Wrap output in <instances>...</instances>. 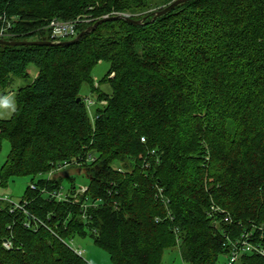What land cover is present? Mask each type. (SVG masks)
Returning a JSON list of instances; mask_svg holds the SVG:
<instances>
[{"label": "trees", "instance_id": "trees-1", "mask_svg": "<svg viewBox=\"0 0 264 264\" xmlns=\"http://www.w3.org/2000/svg\"><path fill=\"white\" fill-rule=\"evenodd\" d=\"M173 1L0 0V29L11 25L0 40L12 42L76 38L55 42L54 19H97L79 35L113 13L146 18L105 22L71 44H0V94L30 65L39 72L0 121V151L11 146L1 185L30 177L60 190L62 177H37L89 154L85 197L99 200L85 210L29 185L20 204L40 223L27 228L26 213L0 205V264H89L65 243L76 235L114 264H160L179 244L187 264H219L245 233L264 243V0H189L153 20ZM101 62L111 68L95 85ZM84 85L102 105L94 117Z\"/></svg>", "mask_w": 264, "mask_h": 264}, {"label": "rangeland", "instance_id": "rangeland-1", "mask_svg": "<svg viewBox=\"0 0 264 264\" xmlns=\"http://www.w3.org/2000/svg\"><path fill=\"white\" fill-rule=\"evenodd\" d=\"M121 16H131V14L121 13ZM110 68L111 66L107 62H101L95 67L92 73L95 85L101 82V80L110 71ZM28 73L29 78H14L12 84L6 89V91L3 94H0V121H6L12 118L14 112L17 109L16 95L18 90L30 85L36 79L39 72L35 65H30L28 68ZM101 89L107 94L111 93V88L109 85H103ZM82 96L85 100L89 101V116L94 117L96 110L98 108H101L102 106L98 102V94L92 92L88 85H84L82 88ZM103 104H105V102H103ZM10 149L11 146L9 141L4 140L2 142V149L0 151V205L4 204L5 201L21 203L29 185L32 184V178L22 177L12 179L7 186L1 185V170L7 160ZM53 171H56V168H54L48 174L39 175L36 181L48 180L49 175L53 178L54 176L51 175ZM66 171H69L70 176L66 177V173L68 174V172ZM66 171L63 172L62 175H56V173H54L58 178L62 177L63 192L66 193L71 188L73 183L75 184L77 189L83 187L86 188L89 186L90 178L88 177L85 170L71 167V169ZM63 177L65 178L63 179ZM68 243L71 245V247L78 248L83 251V258L89 264H114L110 258L109 253L98 247L90 236L82 237L80 235H76L74 239L68 241ZM226 262L227 257L222 255L219 264H226ZM160 264H187L182 258L180 244L175 248L166 249L161 256Z\"/></svg>", "mask_w": 264, "mask_h": 264}, {"label": "built area", "instance_id": "built-area-1", "mask_svg": "<svg viewBox=\"0 0 264 264\" xmlns=\"http://www.w3.org/2000/svg\"><path fill=\"white\" fill-rule=\"evenodd\" d=\"M113 16H121L120 13H113ZM109 17V16H103ZM129 17V16H128ZM97 19L91 17V16H81L75 20L72 21H62L58 19H54L50 22L49 29L52 32V38L55 40V42H59L64 39L73 38L77 36V30L78 27L82 24H90ZM11 28L10 23H6L1 29H0V38L6 37L8 34V30ZM96 159L93 155H86V157L81 158L80 160H75L72 162H64L58 165L56 167V171H53L51 175H62L63 172L66 170L71 169V167H78L83 168L86 167L87 164H91L95 162ZM69 173V171H66ZM70 176V175H68ZM52 177L49 175V180H51ZM30 189L32 191H41L47 198L55 199L58 202H68L74 205H80L85 210L88 207L96 208L98 207L99 200L95 201L94 203H89V197H85L86 193L89 189V187H83L80 189H77V187L73 188L72 190H68L66 193L62 191V188L60 190H49L46 187L40 188L36 183H32L30 185ZM8 202V201H5ZM13 206L12 212L16 211L17 209L22 210L24 213L28 215V221L25 223V226L27 228H33V224L37 226L40 223V219L33 216L29 212H27L22 204L10 202ZM27 204V202H24ZM214 211H219V208H212ZM86 217V214H84V218ZM255 233H245L241 237L237 238L235 241H232L231 243V250L227 256V262L226 264H239L242 256L244 254H252V255H258L264 258V243L262 241L255 240ZM264 237V234L261 235V238ZM67 246L74 251L79 257L83 258V251H81L78 248H73L68 243V241L65 242ZM4 247L7 249H11L12 242L6 241L4 243Z\"/></svg>", "mask_w": 264, "mask_h": 264}, {"label": "water", "instance_id": "water-1", "mask_svg": "<svg viewBox=\"0 0 264 264\" xmlns=\"http://www.w3.org/2000/svg\"><path fill=\"white\" fill-rule=\"evenodd\" d=\"M186 1L189 0H175L173 1L171 4H169L167 7H165L163 10L161 11H157L154 13V18L153 20H155L157 17H160L162 15H165L166 13H168L169 11L173 10L176 6H178L179 4H182ZM118 19H124L127 20L128 22H132L134 24H143L146 20H140V21H135L132 20L130 17L128 16H115V17H105L103 19H101L100 21H98L95 25L89 27L88 29H86L85 31L81 32L75 39H73L72 41L69 42H59V43H51V42H12V41H4V40H0V44H5V45H11V46H32V45H64V44H71V43H75L77 41H79L84 35L89 34L93 31H95L97 29V27L105 22H109V21H114V20H118ZM67 175V173H66Z\"/></svg>", "mask_w": 264, "mask_h": 264}, {"label": "crops", "instance_id": "crops-1", "mask_svg": "<svg viewBox=\"0 0 264 264\" xmlns=\"http://www.w3.org/2000/svg\"><path fill=\"white\" fill-rule=\"evenodd\" d=\"M70 173H68L67 175H66V177L69 175Z\"/></svg>", "mask_w": 264, "mask_h": 264}]
</instances>
